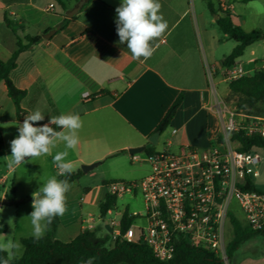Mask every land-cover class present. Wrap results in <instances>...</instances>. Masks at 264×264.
Here are the masks:
<instances>
[{
  "label": "crops",
  "instance_id": "obj_1",
  "mask_svg": "<svg viewBox=\"0 0 264 264\" xmlns=\"http://www.w3.org/2000/svg\"><path fill=\"white\" fill-rule=\"evenodd\" d=\"M62 2L64 7L54 0H0L2 62L8 61L16 50L17 39L24 45L25 36L41 37L19 53L16 68L10 74L14 86L25 91L20 101V108L24 110L20 120L16 119L5 85L0 82L2 162L6 140L16 138L24 117L37 109L45 119L34 126L46 124L51 116L62 113L81 116L83 127L79 130V144L75 151L69 150L67 157L73 163L74 172L81 171V165L101 162L108 157H128L127 149L150 144L148 137L179 94L182 101L168 128L159 135L156 145H152L154 152L165 147V139L170 142L169 150L185 146L205 148L220 133L214 108L206 106H213L216 100L233 106L227 100V70L239 67L245 75L264 70V40L247 46L230 67L222 65L235 42L220 32L215 24L217 15H210L206 6L210 2L218 15L229 13L233 24L246 33L264 32V0H159L160 13L168 22V28L152 42L155 51L147 60L133 59L127 44L119 43L115 9L122 0H92L80 9L74 20L44 38L46 31L59 27L65 13L76 3L75 0ZM50 4L52 8L48 9ZM4 17L18 23L22 29L13 33L4 23ZM261 106L264 103L256 108ZM250 115L264 118V112ZM172 129L175 133L171 135ZM158 145L161 150L156 148ZM63 150L64 145L60 143L53 155ZM119 151L123 153L118 154ZM26 160L23 165H8L0 183L10 173L16 184L22 174L32 183L45 182L57 174L52 156ZM21 166L23 169L17 172ZM81 189L84 193L90 190L86 186ZM7 195L2 193L0 200ZM58 219V240L68 242L82 232L83 220L70 219L65 222L64 232L69 237L59 239L62 219L60 216ZM236 219L244 224L238 215ZM72 223H77L73 230ZM95 232L98 236L99 231ZM251 240L253 238L247 241ZM236 253L230 258L231 264H264V250L241 257Z\"/></svg>",
  "mask_w": 264,
  "mask_h": 264
},
{
  "label": "built area",
  "instance_id": "obj_2",
  "mask_svg": "<svg viewBox=\"0 0 264 264\" xmlns=\"http://www.w3.org/2000/svg\"><path fill=\"white\" fill-rule=\"evenodd\" d=\"M243 75L239 67L227 70L228 80ZM206 108L216 112L219 135L205 148L185 146L170 151L166 141L161 151L143 157L131 155L132 161L147 163L150 173L140 180L106 184V194L116 203L96 219L92 215L83 219L82 232H95L101 226L111 244H143L160 261L173 257L175 242L181 238L213 252L225 264L230 215L237 218L239 211L245 225L264 230V192L243 189L248 180L258 176L260 158L255 147L238 151L239 143L232 139L239 132L264 138V118L223 101L216 100ZM174 133L172 129L170 134ZM124 197L139 198L140 209L131 210L127 203L119 209L117 199ZM124 215L130 222L121 231Z\"/></svg>",
  "mask_w": 264,
  "mask_h": 264
},
{
  "label": "trees",
  "instance_id": "obj_3",
  "mask_svg": "<svg viewBox=\"0 0 264 264\" xmlns=\"http://www.w3.org/2000/svg\"><path fill=\"white\" fill-rule=\"evenodd\" d=\"M60 7L63 6L62 0H54ZM77 1V0H75ZM92 0H86L83 7ZM243 2L250 0H242ZM210 15H217L215 24L220 32L227 39L235 42V46L230 53L224 57L222 65L230 67L234 61L239 58L244 49L254 42L264 40V32L257 30L252 33L244 32L239 26L231 21L227 12H220V15L214 11L210 2L206 3ZM63 18L58 30H61L68 22L75 19ZM6 26L15 33L16 30L22 29V26L16 22L9 21L4 17ZM47 32V31H46ZM41 39L40 36H25L23 45L19 39L16 42V50L6 62L0 60V82H3L6 88L7 96L11 100L17 120H20L24 114V110L20 108V101L25 95V91L16 88L10 78L11 72L16 68V58L27 46L37 43ZM228 96L227 100L233 106L248 114L255 113L256 106L264 103V70L259 69L250 74L243 75L236 79H230L227 84ZM182 101V94H179L169 108L166 110L162 118L153 130L162 134L169 126L177 108ZM56 128L55 125H50ZM59 131L60 129H56ZM232 139L239 143L238 151H247L252 147L264 148V138L259 136L246 137L242 132L234 134ZM2 140L0 139V148ZM123 153V151L117 152ZM154 153V147L147 144L144 149L145 155ZM82 175L77 170L68 176H58V179H67L69 183L78 180ZM105 184V183H104ZM244 190H254L259 192L251 181H247L243 187ZM15 185L10 186V193L5 197L9 200V204L17 206L14 202ZM21 203H32V197H26ZM116 203L114 197L105 194L103 200L98 205L100 215H104L108 209ZM130 219L124 215L121 221V231H124L129 225ZM59 223L56 217L46 232L43 239L36 241L33 237L20 239L23 251L20 257H14L9 264H83L90 257L93 258V264H224L213 252L188 244L183 239H177L173 257L167 261L156 259L151 250L140 243H129L125 241H116L113 244L108 242L107 238L99 239L95 232H81L68 242H62L55 238L56 229ZM231 237L227 242L225 254L229 260L236 252L239 246L255 237H264V230H253L244 225L234 216L230 215ZM6 231L5 225L0 223V234ZM111 244L106 247L104 244ZM7 253L0 251V260L6 259Z\"/></svg>",
  "mask_w": 264,
  "mask_h": 264
},
{
  "label": "clouds",
  "instance_id": "obj_4",
  "mask_svg": "<svg viewBox=\"0 0 264 264\" xmlns=\"http://www.w3.org/2000/svg\"><path fill=\"white\" fill-rule=\"evenodd\" d=\"M159 0H122L115 11L116 31L120 44H127L133 59H149L155 48L153 41L161 37L168 28V22L160 13ZM45 115L35 110L24 117L18 126V136L10 141L12 163L19 166L31 160L52 156L54 167L58 170L56 175L50 176L32 194V208L28 218L32 225L31 235L34 240L44 238L53 220L63 216L67 211V196L72 185L67 179H58L57 176H68L74 172L73 163L68 160L69 150L75 151L79 144V130L83 127V120L78 113L60 114L51 116L49 122L41 126H34L36 122L43 121ZM50 125H55L53 128ZM60 129L57 131L56 129ZM64 145L63 151L53 150L58 144ZM3 211V209H0ZM12 227L13 218L8 220ZM22 245L10 236L0 235V251L7 253V258L0 260V264H9L19 254ZM83 264H93L89 258Z\"/></svg>",
  "mask_w": 264,
  "mask_h": 264
},
{
  "label": "rangeland",
  "instance_id": "obj_5",
  "mask_svg": "<svg viewBox=\"0 0 264 264\" xmlns=\"http://www.w3.org/2000/svg\"><path fill=\"white\" fill-rule=\"evenodd\" d=\"M219 90L222 92L223 87L220 86ZM255 111L264 112V106L257 107ZM165 141L168 140L165 139ZM156 148L160 149L159 145L156 146ZM170 151H174V149H170ZM255 151L259 156L261 163L258 168V176L253 178L252 183L258 191L264 192V148H256ZM10 155V140H6L4 162H2L3 155L0 154V178L3 177V175L6 173L8 165L13 164L9 157ZM134 155L143 157V153ZM128 157H124L121 155L108 157L99 162V164L91 170L82 173L80 178L72 184L71 190L66 194L67 211L63 216H60V218L62 219V223L57 236L59 239L64 240L66 239L65 237H69V234H67V236L64 234L65 222L67 220L75 218L77 222H80L88 215H92L95 219L97 218L99 213L98 205L103 200V196L107 191L105 187L106 184L114 181L131 182L140 180L150 173V167L147 163L131 161L130 155H128ZM22 169L23 166L18 167L17 172L21 171ZM12 179L13 173H10L7 175V179H4L3 182L0 183V196L2 195V193L9 194L11 183H14L16 188L14 202L18 204L17 206H15L14 204H8L0 207V209H3V211H0V223H3L7 228V231L4 234L5 236H10V238L14 241H19V239L21 238L32 237V225L28 216L34 210L31 203H21V201L26 197H32V194L34 192H37L44 182H28L23 177V174L22 179L19 180L18 184H16L15 181L12 182ZM84 186L90 189L88 193H84L82 191L81 188ZM126 203L129 204V208L131 210H139L141 207L139 198H137L136 200H132L127 197L117 199V205L119 209H121ZM237 215L239 218L242 217L239 211L237 212ZM9 218H13L14 224L12 225V227L8 224ZM76 225L77 223H72L71 229L73 230ZM97 230L99 231L97 238H107V240H109V236L107 235L105 229L103 230L101 227H98ZM226 232V240L229 241L231 237V226L229 224H227L226 226ZM104 245L106 247L111 246V244L108 243ZM249 246H257L258 248L250 249ZM262 248H264V237L255 236L253 237V240L245 241L240 245L239 249L236 250V256L241 257L247 254H257L264 250ZM22 251L23 248L15 257L21 256ZM225 264H231L230 259L227 260V263Z\"/></svg>",
  "mask_w": 264,
  "mask_h": 264
},
{
  "label": "water",
  "instance_id": "obj_6",
  "mask_svg": "<svg viewBox=\"0 0 264 264\" xmlns=\"http://www.w3.org/2000/svg\"><path fill=\"white\" fill-rule=\"evenodd\" d=\"M85 3H86V0H77L75 5L73 6V8H71L69 11H67L65 13V18L71 19L72 17L76 16ZM214 18H216V16H214ZM57 30H58V27H55V28L49 30L48 32H46L45 34H43L42 36L44 38H49ZM159 135H160L159 132L152 133L148 137V143H150L151 145H156ZM144 149H145V146H140V147H136V148H129V149H127V153L129 155L144 153ZM98 164H99V162H94V163L88 164V165H81L80 170L83 173H85V172L91 170L92 168H94ZM8 204H9V200H7L6 198L0 200V205H8Z\"/></svg>",
  "mask_w": 264,
  "mask_h": 264
}]
</instances>
